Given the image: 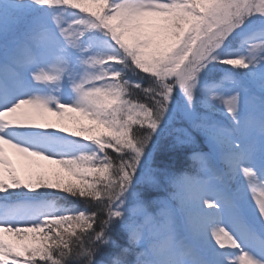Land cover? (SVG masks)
Masks as SVG:
<instances>
[{"label":"snow or ice","instance_id":"1","mask_svg":"<svg viewBox=\"0 0 264 264\" xmlns=\"http://www.w3.org/2000/svg\"><path fill=\"white\" fill-rule=\"evenodd\" d=\"M67 113L76 131L41 122ZM171 128L191 172L148 167ZM6 148L75 182L22 180ZM132 246L135 264H264V0H0V264Z\"/></svg>","mask_w":264,"mask_h":264},{"label":"trees","instance_id":"2","mask_svg":"<svg viewBox=\"0 0 264 264\" xmlns=\"http://www.w3.org/2000/svg\"><path fill=\"white\" fill-rule=\"evenodd\" d=\"M135 79V77H133ZM147 81H145V84ZM178 126V125H177ZM174 128L169 129L166 131L159 139L156 141V143L153 145L152 148V156L149 159L148 167L149 168H155L157 166H163V165H170L174 169L178 171H192V162L187 159L184 152L179 147H174L175 141L173 140V136H175ZM172 137V138H171ZM109 152L115 156L116 153H112L109 149ZM36 168V166L33 167V170ZM33 170H27L25 171V174H23L24 171L19 170V174L21 176V179H27L28 175L31 174ZM139 190V189H138ZM170 189L162 191L160 193H153V195H162L163 192H168ZM59 197H65L60 202L62 204H65L67 206H73L78 208H84L85 205L82 201H79L76 198H72L70 196H66L64 193H57ZM113 239L117 241V243L121 247H129L127 238L123 234H117L113 233ZM136 252L137 249L135 246H132L131 250L122 257L125 261H127V264H135L136 261ZM119 254V248H112L109 249L105 254L98 257L99 260H101L102 264H108V261L112 259L114 256Z\"/></svg>","mask_w":264,"mask_h":264},{"label":"rangeland","instance_id":"3","mask_svg":"<svg viewBox=\"0 0 264 264\" xmlns=\"http://www.w3.org/2000/svg\"><path fill=\"white\" fill-rule=\"evenodd\" d=\"M74 115L75 114L67 113L65 114L64 117H57V116H52L50 114H45L41 122L53 123L56 124L57 126H66L69 129V131H76L77 125L72 123V121L69 119L70 116H74ZM83 123L87 124V121H84ZM173 137H174L173 140L175 141L176 134ZM76 138H79V136ZM8 150L10 149L7 148L5 149V151ZM6 154L12 160V162L13 161L15 162V165L14 162L13 165L17 168L18 172L19 170L24 171L23 174H25V171L33 170V167L36 166V168L31 172L33 179L35 178V174H40L53 183L57 182V179H59L61 184L68 181H72V177L70 176V174L64 171L61 168V166L56 163H51L47 160H39L36 158H23L13 153L12 151L6 152ZM8 238L11 239V237Z\"/></svg>","mask_w":264,"mask_h":264},{"label":"bare ground","instance_id":"4","mask_svg":"<svg viewBox=\"0 0 264 264\" xmlns=\"http://www.w3.org/2000/svg\"><path fill=\"white\" fill-rule=\"evenodd\" d=\"M162 195H165V196H166V195H167V192H163V194H162Z\"/></svg>","mask_w":264,"mask_h":264}]
</instances>
